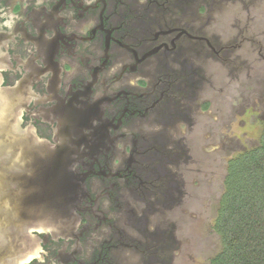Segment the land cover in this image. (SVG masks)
Here are the masks:
<instances>
[{
  "label": "flooded vegetation",
  "instance_id": "flooded-vegetation-1",
  "mask_svg": "<svg viewBox=\"0 0 264 264\" xmlns=\"http://www.w3.org/2000/svg\"><path fill=\"white\" fill-rule=\"evenodd\" d=\"M256 7L0 0V92L82 186L68 219L31 232L22 264H195L198 187L213 137L240 115V50L257 42L240 9Z\"/></svg>",
  "mask_w": 264,
  "mask_h": 264
},
{
  "label": "water",
  "instance_id": "water-1",
  "mask_svg": "<svg viewBox=\"0 0 264 264\" xmlns=\"http://www.w3.org/2000/svg\"><path fill=\"white\" fill-rule=\"evenodd\" d=\"M66 156L61 144L21 131L12 100L0 92V264H22L31 232L73 213L82 186Z\"/></svg>",
  "mask_w": 264,
  "mask_h": 264
},
{
  "label": "rangeland",
  "instance_id": "rangeland-1",
  "mask_svg": "<svg viewBox=\"0 0 264 264\" xmlns=\"http://www.w3.org/2000/svg\"><path fill=\"white\" fill-rule=\"evenodd\" d=\"M256 9H240L244 23L248 17L252 31L246 37L257 41L247 42L240 50V106L235 110L240 114L229 119L223 137L212 139V181H202L197 196L204 200L208 196L206 212L197 226L195 264H210L211 259L222 249V240L215 230L220 202L225 193V178L229 162L238 153L258 144L264 123V0H255ZM240 27L244 28L245 24Z\"/></svg>",
  "mask_w": 264,
  "mask_h": 264
},
{
  "label": "trees",
  "instance_id": "trees-1",
  "mask_svg": "<svg viewBox=\"0 0 264 264\" xmlns=\"http://www.w3.org/2000/svg\"><path fill=\"white\" fill-rule=\"evenodd\" d=\"M215 230L222 249L210 264H264V123L258 144L229 162Z\"/></svg>",
  "mask_w": 264,
  "mask_h": 264
},
{
  "label": "clouds",
  "instance_id": "clouds-1",
  "mask_svg": "<svg viewBox=\"0 0 264 264\" xmlns=\"http://www.w3.org/2000/svg\"><path fill=\"white\" fill-rule=\"evenodd\" d=\"M15 23L14 21H11V27H14ZM3 27H9V21L7 20H3L2 23H0V28H3ZM11 30V28H10ZM40 264H43V258L41 257L40 258Z\"/></svg>",
  "mask_w": 264,
  "mask_h": 264
}]
</instances>
